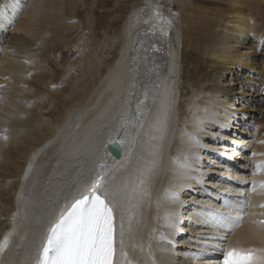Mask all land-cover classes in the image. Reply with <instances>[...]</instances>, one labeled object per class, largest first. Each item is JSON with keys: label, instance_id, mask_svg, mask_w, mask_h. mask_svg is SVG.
<instances>
[{"label": "bare ground", "instance_id": "1", "mask_svg": "<svg viewBox=\"0 0 264 264\" xmlns=\"http://www.w3.org/2000/svg\"><path fill=\"white\" fill-rule=\"evenodd\" d=\"M22 1L26 2V9L20 7ZM60 1L0 0V51L7 27L15 21L28 36H36L34 42L21 39L19 59L0 63L2 77L16 85L20 80L22 84H36L40 94L47 96L34 98L32 103L25 101L24 91L15 90L14 102L0 107V264H33L45 228L65 205L86 192L97 174L104 175L98 194L114 206L118 217L119 253L115 264H188L182 253L175 256L174 249L163 243L165 236L157 231H170L167 225L173 218L168 219L170 211L166 209L175 212V190H181L183 183L197 185L194 181L203 180L199 166L194 165V156L205 147L203 138L211 137L210 132L216 128L213 122L217 118L224 121L233 114L231 102L235 105L237 100L249 109L255 124L253 130H247L252 142L235 138L238 146L250 145L252 150L249 160L253 162L250 169L255 193L249 204L264 199V187H258L257 182L264 181V169L259 166L264 164V75L262 87L258 88L256 79L243 72L255 71L264 59V0H209L214 7L178 0L186 33L182 34L181 51L172 20H163V15L155 11L164 3L143 0L145 18L128 16L123 22L118 49L106 72L85 94L77 95L79 90L73 89V105L53 123L44 120L42 110L61 95L49 89L47 80L57 82L64 70L59 73L58 69L54 76L48 74L44 55H54L66 47L77 29L66 21L69 16L62 14L64 3ZM224 3L228 4L224 9L215 7ZM106 20L105 15L100 17L97 25L104 27ZM157 29L162 33L171 29L169 39H161ZM28 44L33 47L31 56L26 53ZM183 48L206 59L193 64L194 69H201L198 84L189 87L191 94L180 115L178 102L182 95L176 83ZM163 53L165 66L161 62ZM27 59L31 62L29 71L24 63ZM24 86L27 85L21 89ZM26 103L31 107L29 121L20 122V116L26 115L22 113ZM8 124L13 132L6 135ZM113 136L124 145L118 162L108 160L104 151ZM226 153L233 158L245 156L240 150ZM99 155L102 159L98 163ZM188 174L195 180L187 178ZM182 191L186 193L185 189ZM26 192L30 193L29 201L22 205V211L27 217L16 229L18 219L13 218V213ZM199 202L211 204L206 199ZM250 210L254 215H249L231 236L237 247L264 249V225L253 222L261 217L258 213L264 214V207L251 206ZM133 212L140 217L135 225H131ZM198 243L207 251L201 240Z\"/></svg>", "mask_w": 264, "mask_h": 264}, {"label": "rangeland", "instance_id": "2", "mask_svg": "<svg viewBox=\"0 0 264 264\" xmlns=\"http://www.w3.org/2000/svg\"><path fill=\"white\" fill-rule=\"evenodd\" d=\"M64 3L63 13L65 17H68V24H74L77 27L76 32L73 34V39L70 38V43L63 47L62 50L56 52L54 55L46 53L44 55V67L47 70V73L50 75H55V72L59 69V73L63 70V74L57 80V82H50L49 89L51 91L55 90L59 95L60 99H55V101L48 106V109L42 110V115L45 116L44 120L50 122H55L60 119V115L66 108L73 105L74 101H71L73 89L79 90L76 94H85V91H88L97 80L106 72L112 58L116 54L119 44V31L125 20L128 16H136L139 19H143L146 16V2L143 0H61ZM60 1V2H61ZM65 1V2H64ZM150 1V0H149ZM192 1V0H191ZM196 4L203 7H214L210 6L211 1L209 0H193ZM192 1V2H193ZM61 2V3H62ZM154 2V0H153ZM37 3V1H35ZM161 3H164L163 5ZM158 4H161V8H156L155 11L163 12L172 20L173 25L176 27L177 36L180 41L179 51H181V40L182 34L184 33L183 23L181 22V14H179L178 0H159ZM26 2L21 3L22 8H24ZM228 4H219L215 7L218 9H224ZM26 9V7H25ZM25 9L22 13H24ZM159 9V10H158ZM105 15L108 25L105 24L104 27H99L97 22L100 17ZM163 15V14H162ZM133 18V17H132ZM73 19V20H72ZM136 19V18H133ZM109 20V21H108ZM75 21V22H74ZM18 21H15L13 24L9 25L8 30L5 32L6 37L1 42L2 48L0 51V63L3 64L5 61L19 59L17 51H20L22 47L21 39L26 37L32 42L36 41V36L30 37L26 34L24 28L21 27V24L17 25ZM70 22V23H69ZM111 22V23H110ZM110 23V24H109ZM15 28V29H14ZM38 26H34V29H37ZM183 28V29H182ZM99 30V31H98ZM183 31V32H182ZM36 32V31H35ZM98 32V33H97ZM18 38L19 40H14ZM72 40V41H71ZM260 50V48H258ZM33 47L30 44L27 45L26 53L31 56L33 54ZM262 52V50H261ZM182 55L184 58L179 60V80L177 85L180 89L181 100L179 105V113H182L185 110V100L191 94L190 86L198 84V71L201 69H194L193 64L200 63L206 58L196 57L195 53L185 50L183 48ZM29 58V57H26ZM4 59V60H2ZM164 53L161 55V62L164 63ZM198 60V61H197ZM27 64L25 68L27 71L30 69V63L28 59L24 62ZM261 66L257 67L255 71L244 70L247 76H254L256 74L255 86L262 84V76L264 75L263 64L264 59L261 62ZM166 64V63H165ZM163 64V66H165ZM1 67H3L1 65ZM2 71V70H0ZM257 71V72H256ZM249 73V74H248ZM2 73L0 72V107L6 108L8 103H13L16 95L13 91L18 90L25 94V101H31L34 103V98H44L47 99V96L43 97V94H40L38 86L35 84H27V82L18 81L17 85L13 81L8 80L9 78H3ZM31 75L29 73L28 80L30 81ZM26 87H21L25 84ZM4 86H3V85ZM20 84V86H18ZM189 84V85H188ZM264 84H262L263 86ZM20 87V89H17ZM190 87V88H189ZM37 90V91H36ZM37 93V94H35ZM179 94V95H180ZM73 97V96H72ZM32 99V100H31ZM185 101V102H184ZM31 107L27 106V103L24 106L22 113H26L25 116L21 115L18 119L20 122H28L29 114L28 111ZM33 108V107H32ZM6 126L4 129L6 135H9L13 132V128L10 129ZM255 126V124H254ZM253 126V127H254ZM257 131V128H255ZM8 136H6V139ZM253 141V138L250 139V142ZM261 141V140H259ZM251 147V146H250ZM252 151V150H250ZM227 156H231L227 154ZM233 156V155H232ZM237 156V155H236ZM234 157V156H233ZM248 157V156H247ZM252 161V160H250ZM252 167V166H251ZM0 172H3L2 166H0ZM170 175V174H169ZM240 192V191H239ZM2 219V217H1ZM199 244V243H198ZM200 248H203L200 246ZM174 251V250H173ZM175 252V251H174ZM173 252V253H174ZM177 252V250H176ZM175 254V253H174ZM175 260L172 259V262Z\"/></svg>", "mask_w": 264, "mask_h": 264}, {"label": "snow or ice", "instance_id": "3", "mask_svg": "<svg viewBox=\"0 0 264 264\" xmlns=\"http://www.w3.org/2000/svg\"><path fill=\"white\" fill-rule=\"evenodd\" d=\"M102 178L87 195L75 200L50 228L36 264H114V211L107 198L98 194ZM243 212L240 205H230ZM264 207V205H260ZM242 215L219 214V227L230 232L243 223ZM256 223V222H254ZM258 223L264 225V221ZM227 240V236L222 237ZM264 249L229 246L222 249V264H264Z\"/></svg>", "mask_w": 264, "mask_h": 264}, {"label": "water", "instance_id": "4", "mask_svg": "<svg viewBox=\"0 0 264 264\" xmlns=\"http://www.w3.org/2000/svg\"><path fill=\"white\" fill-rule=\"evenodd\" d=\"M115 144V145H117V147H118V149H119V142H117L116 140L114 141V142H112V144ZM112 144L109 142L108 144H107V146H106V148L113 154L114 153V150H113V146H112ZM117 159L120 157V154H119V152L118 153H116L115 155H114Z\"/></svg>", "mask_w": 264, "mask_h": 264}]
</instances>
